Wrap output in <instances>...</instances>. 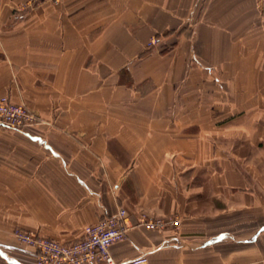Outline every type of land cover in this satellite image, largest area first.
I'll use <instances>...</instances> for the list:
<instances>
[{"label":"crops","instance_id":"crops-1","mask_svg":"<svg viewBox=\"0 0 264 264\" xmlns=\"http://www.w3.org/2000/svg\"><path fill=\"white\" fill-rule=\"evenodd\" d=\"M31 2L0 0V98L34 117L0 127V264L120 208L118 263L264 264V0Z\"/></svg>","mask_w":264,"mask_h":264},{"label":"built area","instance_id":"built-area-1","mask_svg":"<svg viewBox=\"0 0 264 264\" xmlns=\"http://www.w3.org/2000/svg\"><path fill=\"white\" fill-rule=\"evenodd\" d=\"M46 0H32V4ZM57 4L59 0H48ZM157 39H152L148 47L155 46ZM34 117L23 105L10 101L6 96L0 98V127L20 130L31 126ZM128 213L124 208L116 214L102 218L84 229V237L73 243H61L53 239L38 237L32 233L17 230L15 238L24 246L36 251L35 264H121L115 261L111 247L127 239L130 226L127 223ZM139 226L162 231L167 228L178 230V218H155L142 215ZM146 257L140 256L132 264H145Z\"/></svg>","mask_w":264,"mask_h":264}]
</instances>
